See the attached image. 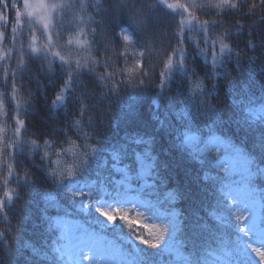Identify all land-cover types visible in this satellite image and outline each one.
<instances>
[{
  "label": "snow or ice",
  "instance_id": "snow-or-ice-1",
  "mask_svg": "<svg viewBox=\"0 0 264 264\" xmlns=\"http://www.w3.org/2000/svg\"><path fill=\"white\" fill-rule=\"evenodd\" d=\"M0 46V264H264V0H0Z\"/></svg>",
  "mask_w": 264,
  "mask_h": 264
},
{
  "label": "trees",
  "instance_id": "trees-1",
  "mask_svg": "<svg viewBox=\"0 0 264 264\" xmlns=\"http://www.w3.org/2000/svg\"><path fill=\"white\" fill-rule=\"evenodd\" d=\"M181 2H184V0H181ZM125 15H127V14H125ZM97 19H99V17H97ZM104 26H108V25L106 24ZM101 44H102V40H100L98 38L97 39V45L99 46ZM3 47L4 46H0V56L4 55ZM134 51L135 50H133V49H129L130 53H132ZM81 55L87 56V55H89V53L83 52V53H81ZM91 55L95 56L96 53L93 51L91 53ZM100 56H101V59H103V48L102 47L100 49ZM121 66H123V64H121ZM97 71H99V69H97ZM157 71H159V69H157ZM52 91H54V89L49 87L48 94L51 95ZM126 96H127L126 92L121 93L122 98H126ZM253 100H254V103H253L252 107H255L257 109L261 107L262 103H264V101H261L258 98V94H257V97L253 98ZM16 102L23 104L24 97L21 95L20 97H18ZM41 103H43V101H41ZM118 113H119L118 106H114L109 119L116 117L118 115ZM34 122H39V116L34 117ZM3 134H4L3 121H2V119H0V135H3ZM217 135H219V133H217ZM65 147L71 148L72 146L71 145H65ZM79 186L81 188L85 187L83 180H81L79 182ZM110 191H111V189H110ZM97 199L104 200V201H106L107 204H112L115 206H126V207L131 206L130 204L124 203L122 201V199L117 198L115 196L114 192L110 196H106L104 194H98ZM29 200H30V197L25 194L24 195V201L20 202V204H18L17 208L14 210L16 212L18 218L22 217V213L19 212V208L22 206H30L26 203ZM70 204L78 210L79 201H70ZM71 210H72V208L70 207L69 211H71ZM140 211L144 212V214L146 216L151 217L152 219H157L156 213L153 209L142 208V209H140ZM85 216L87 218H89L93 222V224H96L97 222H99L100 224L105 223L103 218L100 217L95 212L94 209H90L85 214ZM142 219L143 218H141V220ZM18 222H19V219L12 221V223L14 225H17ZM3 226H4V222L0 221V230H2ZM106 227H107V232H106L107 239L108 240H114L118 245L121 246V248L125 252L130 264H184V262L181 259L177 258L174 251H163V246H161L160 249H148L147 247L138 244L134 239L131 238V234L129 233L127 227L124 226L119 220L116 221L115 225H106ZM144 235H148L147 230L144 231ZM185 240H186V235H185L183 230L181 232L177 233L176 247L179 248V250L182 252V254L184 256H188L189 255V249L181 247V244ZM214 250L218 251L216 248V245H211V246L205 245L204 248L201 250V258L203 260H207L209 262V264H211V262L214 260V254H213Z\"/></svg>",
  "mask_w": 264,
  "mask_h": 264
},
{
  "label": "rangeland",
  "instance_id": "rangeland-1",
  "mask_svg": "<svg viewBox=\"0 0 264 264\" xmlns=\"http://www.w3.org/2000/svg\"><path fill=\"white\" fill-rule=\"evenodd\" d=\"M49 2H52V0H49ZM140 209H142V208H140Z\"/></svg>",
  "mask_w": 264,
  "mask_h": 264
}]
</instances>
